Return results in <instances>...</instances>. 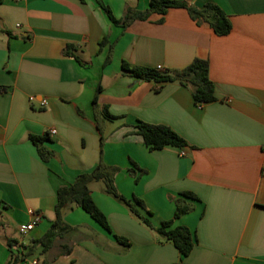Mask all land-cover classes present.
<instances>
[{"label":"crops","instance_id":"crops-1","mask_svg":"<svg viewBox=\"0 0 264 264\" xmlns=\"http://www.w3.org/2000/svg\"><path fill=\"white\" fill-rule=\"evenodd\" d=\"M102 1L115 18L150 2ZM176 1L216 4L230 33L214 34L182 7L125 28L97 0H0V264L9 257L7 239L22 250L40 238L54 220L56 190L99 162L120 167L117 192L139 198V213L154 227L173 219L179 193L196 195L187 199L193 209L172 224L194 233L190 253L180 256L93 181L91 197L111 231L70 204L62 211L70 231L19 264H264V0ZM196 57L209 62L216 98L201 106L176 81L144 82L121 67L125 60L179 69ZM138 121L170 127L187 146L150 150L135 133ZM41 134L52 152L46 161L29 138ZM29 210L42 218L20 235ZM63 246L71 250L64 254Z\"/></svg>","mask_w":264,"mask_h":264},{"label":"trees","instance_id":"trees-1","mask_svg":"<svg viewBox=\"0 0 264 264\" xmlns=\"http://www.w3.org/2000/svg\"><path fill=\"white\" fill-rule=\"evenodd\" d=\"M99 6L102 8L108 19L115 25L128 27L135 20H145L151 13H159L163 15L169 8H185L188 15L196 22L205 21L216 35H227L230 33L232 26L227 14L213 3L205 2L201 7L189 6L186 2L176 0H150L147 10L138 11L133 8L124 10L120 18H115L110 12V8L102 0H97ZM3 30H0V33ZM5 34L10 35L8 32ZM102 43V42H101ZM72 46H67L63 49L64 55H71L69 49ZM77 58L76 56H74ZM109 60V56L107 58ZM122 71L131 77L143 80L144 82H155L159 84H166L169 82H178L185 88L190 90L193 101L201 106L203 103H209L215 98V89L212 81L209 78V62L204 58H194L187 66L179 69L165 70L158 67H145V66H132L122 60ZM100 87L95 90L98 93ZM93 102L96 103V95H94ZM103 116L112 118L107 113V107H103ZM135 133L140 135L144 144L150 150H158L168 146L184 148L187 143L183 138L176 133L173 129L163 124H151L143 121H138L135 125ZM32 143L36 146V150L41 160L46 161L52 156V152L44 145V141L48 140L47 134L30 135ZM133 168H138L136 163L131 161ZM118 166H108L99 162L92 171L86 173H79L76 175L74 181L66 186H60L56 190V202L54 210V220L51 227L40 238L32 239L28 246L22 250L12 249L17 245L14 239H7V245L10 248L9 257L6 264H19L24 259L30 257L36 248L41 247V253L49 250L57 236L62 237L65 233L70 231L71 227L62 221V211L70 204L80 206L92 219L100 224L102 228L111 231L105 216L102 214L101 209L95 204L91 197L90 183L93 181L101 180L105 187V193L113 196L121 201L129 208L131 214L141 219L142 223L149 228L155 229L158 234L165 241L170 242L180 252V256H186L190 253L195 242L194 233L187 227L181 225H172L173 219L188 213L193 209V205L189 200H196L197 197L191 192H181L175 198V211L173 219L160 222L157 227H154L147 217L142 216L137 209V204L141 205V200L135 196L125 198L117 191L114 184V172L119 171ZM129 173L133 175L134 181L137 175L134 174L133 169H129ZM141 172H145L141 169ZM121 244L128 246V241L120 236H114ZM71 247L63 246L62 253L67 254Z\"/></svg>","mask_w":264,"mask_h":264},{"label":"built area","instance_id":"built-area-1","mask_svg":"<svg viewBox=\"0 0 264 264\" xmlns=\"http://www.w3.org/2000/svg\"><path fill=\"white\" fill-rule=\"evenodd\" d=\"M157 67L160 68L161 66H157ZM42 104L44 105L45 104V101H42ZM49 133H54V129H50ZM29 214L31 215V219L28 222H26V223L21 224L20 226H18L17 231L19 232L20 235H25L42 218V215L38 211H31V210H29ZM26 264H39V261L37 259H30L29 261L26 262Z\"/></svg>","mask_w":264,"mask_h":264},{"label":"rangeland","instance_id":"rangeland-1","mask_svg":"<svg viewBox=\"0 0 264 264\" xmlns=\"http://www.w3.org/2000/svg\"><path fill=\"white\" fill-rule=\"evenodd\" d=\"M102 110H103V108H101ZM102 110H101V113L103 114V112H102ZM101 180H98L97 182H100ZM102 184V183H101ZM104 188V191H105V187H103ZM103 191V192H104ZM105 193V192H104ZM106 194V193H105ZM108 195V194H107ZM109 197H111V198H114L113 196H111V195H108ZM114 199H116V198H114Z\"/></svg>","mask_w":264,"mask_h":264}]
</instances>
